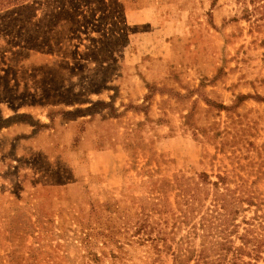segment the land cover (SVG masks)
<instances>
[{
  "label": "rangeland",
  "instance_id": "1",
  "mask_svg": "<svg viewBox=\"0 0 264 264\" xmlns=\"http://www.w3.org/2000/svg\"><path fill=\"white\" fill-rule=\"evenodd\" d=\"M244 9L0 0V264H174L136 232L181 214L183 176L264 202V20ZM212 199L169 216L175 242Z\"/></svg>",
  "mask_w": 264,
  "mask_h": 264
},
{
  "label": "trees",
  "instance_id": "2",
  "mask_svg": "<svg viewBox=\"0 0 264 264\" xmlns=\"http://www.w3.org/2000/svg\"><path fill=\"white\" fill-rule=\"evenodd\" d=\"M245 5L244 18L248 21L264 20V0H238ZM250 5L252 7H250ZM258 23V22H257ZM217 181H212L207 174H200L196 177L176 179L179 186L186 184L185 188L177 194L179 198L176 204H180L183 198V205L180 208V215L172 211V203L169 201V209L156 211L161 214L163 222L157 226L151 224L139 227L136 233L149 235L147 240L152 239L155 248L161 251L170 252L174 258V264H264V202H259L258 197L251 196L243 191L241 187L231 190L226 186V178L218 175ZM196 178V179H195ZM237 191H241L237 194ZM213 197L210 206H207L189 227L188 233L180 240L170 236L168 230L170 218H175L182 224L190 223L196 216V211H201L200 206H205L209 196ZM203 202V203H202ZM247 203L248 208L243 204ZM255 206L254 215L244 217L243 231L240 232L238 217L242 212L248 211ZM166 207V205H165ZM166 215V216H165ZM174 226L171 231L176 233ZM150 229H147L148 227ZM158 232L153 238V232ZM202 239L200 248L193 245L195 237ZM240 244H236V240ZM163 242L160 248L159 243Z\"/></svg>",
  "mask_w": 264,
  "mask_h": 264
}]
</instances>
